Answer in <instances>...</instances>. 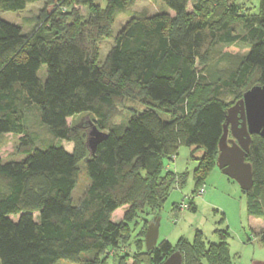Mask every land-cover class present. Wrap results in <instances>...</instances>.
Returning <instances> with one entry per match:
<instances>
[{"label":"trees","instance_id":"trees-1","mask_svg":"<svg viewBox=\"0 0 264 264\" xmlns=\"http://www.w3.org/2000/svg\"><path fill=\"white\" fill-rule=\"evenodd\" d=\"M36 1L0 0V11ZM69 1L59 0L28 33L0 18V135L18 136L21 155L0 156V264H82L81 257L117 246L124 226L111 214L127 204L126 219L136 209L157 217L171 188L184 181L183 173L177 178L163 168L182 145L197 161L195 188L203 183L216 166L227 109L264 84V0L256 12L250 0H157L161 11L129 13L103 60L100 41L136 0H77L85 16ZM215 46L222 61L235 49L244 54L232 67L205 73L201 66ZM133 93L140 105L124 116L121 100ZM31 108L52 137L72 143L70 152L52 143L38 148L25 123ZM82 113L103 133L93 153L88 131L67 121ZM245 160L254 181L242 190L247 212L260 215L263 136L251 135ZM81 164L89 184L74 203ZM215 232L216 244L198 232L192 242L161 240L142 253L151 264L176 248L182 264H231L227 233ZM257 236L264 244V231Z\"/></svg>","mask_w":264,"mask_h":264},{"label":"rangeland","instance_id":"rangeland-1","mask_svg":"<svg viewBox=\"0 0 264 264\" xmlns=\"http://www.w3.org/2000/svg\"><path fill=\"white\" fill-rule=\"evenodd\" d=\"M250 1L251 10L256 12L258 0ZM58 4L59 0H37L27 4L18 12L0 11V18L18 24L24 32L28 33L34 29L41 18L46 16L47 20L50 13L57 9ZM69 6L78 14L85 16L86 6L81 1L72 0ZM191 6L190 1L188 8ZM162 8V4L157 0H136L127 12L118 14L112 24V36L103 38L98 45L100 60L105 58L113 43V36L129 20V13L151 14L161 11ZM210 51L211 53L205 58L206 64L201 66L205 73L224 70L235 64L244 54L243 49H235L232 54L229 53L226 60L222 61L219 59L222 52L219 46H215ZM40 72L42 74L45 72V66H42ZM132 97L134 100H131ZM138 98L139 95L133 93L121 100L122 115H128L131 109L139 107ZM92 119L90 114L82 113L69 117L67 121L68 124L80 125L89 132L93 127ZM25 123L29 132L35 137L34 141L38 148H46L52 143L51 145L63 146L68 152L72 150V143L52 137L47 128L38 122L34 108L26 112ZM18 146V136L0 135V156L3 159L20 158ZM83 166V164L80 165L78 181L72 193L74 203L81 199L89 184ZM196 166L197 161L190 159L189 148L184 145L180 146L177 153L169 159H163V168H171L177 178H179L177 174L183 173L184 181L174 184L157 214L159 219L157 242L167 239L175 245L180 237L192 242L195 234L200 232L206 244H216L219 242V237L215 231L224 230L227 233L226 243L231 264H264V244L259 236L250 234L246 208L247 194L241 190L236 181L224 175L217 166L210 169L203 183L195 188L193 171ZM175 202L180 203V207L174 204ZM259 202L262 213L254 216L258 217L256 224L262 225L264 224V187L261 189ZM128 208L129 205H122L111 214L112 221L122 223L124 226L123 236L118 245L106 247L97 256L81 257L80 263L94 260L95 264H151L149 256L143 255L145 253L142 252L146 250L144 240L146 229L152 218L156 216L152 212L136 209L126 219L125 213ZM261 231L264 229H259L257 232ZM175 251L179 249L176 248ZM58 264L73 263L61 260Z\"/></svg>","mask_w":264,"mask_h":264},{"label":"water","instance_id":"water-1","mask_svg":"<svg viewBox=\"0 0 264 264\" xmlns=\"http://www.w3.org/2000/svg\"><path fill=\"white\" fill-rule=\"evenodd\" d=\"M223 132L218 140L216 166L227 177L236 181L243 191L253 186L252 166L245 158L249 151L251 135L264 137V84L245 91L242 97L230 106L225 115ZM87 145L93 153L103 133L96 127L88 132ZM159 219L152 218L145 232V248L152 249L157 243ZM162 264H182L179 251L170 254Z\"/></svg>","mask_w":264,"mask_h":264},{"label":"crops","instance_id":"crops-1","mask_svg":"<svg viewBox=\"0 0 264 264\" xmlns=\"http://www.w3.org/2000/svg\"><path fill=\"white\" fill-rule=\"evenodd\" d=\"M177 162V161H176ZM169 167V166H168ZM170 170H171V168H169ZM175 171H179V169H174ZM175 203H177V202H175ZM174 203V204H175ZM173 207H174V205H173ZM247 216H248V221H249V229H250V234L253 236V235H255V236H257V234H258V230L259 229H264V224H256L257 223V219H258V217H255V216H253V215H250V214H248V212H247ZM261 225V226H260ZM249 238H247V240H248ZM164 240H167V239H164ZM255 261V260H254Z\"/></svg>","mask_w":264,"mask_h":264},{"label":"bare ground","instance_id":"bare-ground-1","mask_svg":"<svg viewBox=\"0 0 264 264\" xmlns=\"http://www.w3.org/2000/svg\"><path fill=\"white\" fill-rule=\"evenodd\" d=\"M175 204H177V205H178V207H180V205H179L180 203H175Z\"/></svg>","mask_w":264,"mask_h":264},{"label":"built area","instance_id":"built-area-1","mask_svg":"<svg viewBox=\"0 0 264 264\" xmlns=\"http://www.w3.org/2000/svg\"><path fill=\"white\" fill-rule=\"evenodd\" d=\"M203 192H204V190H203Z\"/></svg>","mask_w":264,"mask_h":264}]
</instances>
